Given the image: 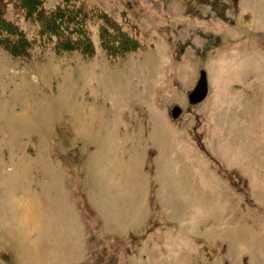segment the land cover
<instances>
[{"label": "rangeland", "instance_id": "obj_1", "mask_svg": "<svg viewBox=\"0 0 264 264\" xmlns=\"http://www.w3.org/2000/svg\"><path fill=\"white\" fill-rule=\"evenodd\" d=\"M39 5L93 16L7 15L0 264H264V0Z\"/></svg>", "mask_w": 264, "mask_h": 264}, {"label": "trees", "instance_id": "obj_2", "mask_svg": "<svg viewBox=\"0 0 264 264\" xmlns=\"http://www.w3.org/2000/svg\"><path fill=\"white\" fill-rule=\"evenodd\" d=\"M39 1L40 0H0V36L4 39L8 38L17 50L22 46H27V38L22 33L21 29H19L17 21L8 19L7 15L10 14L15 17L28 14L29 11L31 13L33 11V13L38 15L40 13L42 14L44 12L40 9ZM31 7H33V9ZM68 7L69 6H57L47 14H42L44 35L46 37L47 34L51 36V33L54 34L55 31H57L59 33V40L65 43L71 40L74 42H79L81 40L85 41L84 20L88 19L86 17L89 15L92 17L93 14L84 11L80 6L74 8L71 5V8ZM56 26L62 27L61 31H59Z\"/></svg>", "mask_w": 264, "mask_h": 264}, {"label": "water", "instance_id": "obj_3", "mask_svg": "<svg viewBox=\"0 0 264 264\" xmlns=\"http://www.w3.org/2000/svg\"><path fill=\"white\" fill-rule=\"evenodd\" d=\"M201 84L202 88L197 90L194 89L189 95H188V101L190 104H196L204 99L207 92V82H206V76L205 73L201 74ZM171 114L173 117H177L179 114V108L178 106L174 105L171 109Z\"/></svg>", "mask_w": 264, "mask_h": 264}, {"label": "bare ground", "instance_id": "obj_4", "mask_svg": "<svg viewBox=\"0 0 264 264\" xmlns=\"http://www.w3.org/2000/svg\"><path fill=\"white\" fill-rule=\"evenodd\" d=\"M207 80V79H206ZM207 82V81H206ZM96 125V123H94L91 127H94ZM129 128V126L127 125L126 127H125V129H126V131H127V129ZM181 178V177H180ZM176 181V180H175ZM178 181H179V178H178ZM184 181V180H183Z\"/></svg>", "mask_w": 264, "mask_h": 264}]
</instances>
